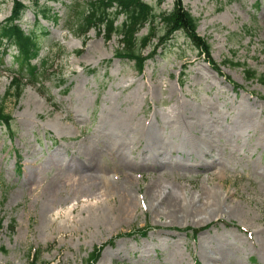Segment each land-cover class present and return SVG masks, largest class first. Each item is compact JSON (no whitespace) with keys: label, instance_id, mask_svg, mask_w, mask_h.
Segmentation results:
<instances>
[{"label":"rangeland","instance_id":"374dc122","mask_svg":"<svg viewBox=\"0 0 264 264\" xmlns=\"http://www.w3.org/2000/svg\"><path fill=\"white\" fill-rule=\"evenodd\" d=\"M23 1L20 25L40 38L34 64L45 75L18 101L5 99L17 53L0 51V105L14 120L11 134L0 126V264H32L39 251L38 264H86L97 248L94 264H264V86L233 65L264 76V0H184L224 77L183 33L140 74L115 57L121 37L92 30L84 45L66 29L68 8L89 0L47 4L58 21L40 25L34 0ZM12 9L0 0V24ZM178 112L186 127L176 125ZM144 120L160 141L157 158L148 143H131ZM194 125L211 158L197 152ZM107 178L139 199L133 213L108 214L124 201L104 193ZM161 189L196 206L218 196L234 213L156 214L150 192Z\"/></svg>","mask_w":264,"mask_h":264},{"label":"trees","instance_id":"16d2710c","mask_svg":"<svg viewBox=\"0 0 264 264\" xmlns=\"http://www.w3.org/2000/svg\"><path fill=\"white\" fill-rule=\"evenodd\" d=\"M59 0H34L33 7L38 12L36 24L41 21H55L58 16L52 9L46 6L48 3H56ZM167 0H157V5L152 6L145 0H89L80 4L75 2L73 7L68 8L66 29L75 37L82 38L85 45L88 41V33L97 31L98 35H103L106 41H111L114 36L121 37L122 49L115 57L126 59L134 63L138 73H143L147 61L157 55L158 49L166 46L170 39L177 33H183L193 44L199 55L205 58L210 67L223 76L221 65L212 57V47L209 42L198 35L200 20L195 18L183 5L184 0H173L171 10H161V6ZM240 0H229L230 3ZM44 2V6L40 3ZM29 8L23 0H13L11 16L0 24V51L8 53L15 50L14 61L17 70L12 72L13 77L9 88L5 94V99L18 101L27 84H42L44 70L40 65L34 64L39 57L40 38L37 33L26 32L20 25L22 18ZM123 18L122 23L117 25V21ZM148 27V34L140 37L141 31ZM157 40V43L154 40ZM152 48V52L145 56L143 51ZM232 61L225 60L226 66ZM235 66L244 67V74L247 81L257 80L264 86V76H258L257 72L247 68L246 64L235 63ZM227 80L236 90L242 87L233 82L229 77ZM13 118L6 113L4 105H0V126L5 127L11 134ZM0 221V229L2 228ZM145 236V233H142ZM101 249L97 248L89 257L86 264L97 262ZM40 251L34 255L32 264H38Z\"/></svg>","mask_w":264,"mask_h":264},{"label":"bare ground","instance_id":"6f19581e","mask_svg":"<svg viewBox=\"0 0 264 264\" xmlns=\"http://www.w3.org/2000/svg\"><path fill=\"white\" fill-rule=\"evenodd\" d=\"M177 123L176 125L178 127H186L187 122L184 120V115L181 112H178L176 114ZM194 132L197 137V143H198V150L204 158H211L210 153L208 150H210V143L203 138V134L198 133L197 131L200 130V127L194 125ZM134 136V142L138 145H141L143 143H148V146L154 150L155 157L157 158V154L159 152V146L158 143L160 142L158 138L154 135L151 122L148 120H144L138 128L131 131V143ZM170 142H172L170 140ZM174 143V142H173ZM183 145L182 140H177L174 143L175 147H179ZM208 145V146H207ZM157 147V148H156ZM193 154H188L187 160L192 159ZM183 159H185V156H183ZM206 173H208V169H204ZM209 174V173H208ZM106 179L107 184L104 187V193L109 196H120L121 199H123L124 203L122 206H116L114 210L112 209L110 212H108L109 215L111 214H118L123 213V215L133 213L136 209L135 205L137 202H139V199L134 197L131 193L128 194L126 191L123 190V188L120 185L112 184V180ZM151 196L150 199L152 200V210L156 214H160L165 212L168 215H171L172 217H175L174 219H188L192 216H202L207 215L208 217L211 216H219L222 214H232L234 211L230 207H225L222 204L221 199L218 196H212L208 200L207 204L196 206L194 204H185L183 201L179 200L180 198H177L173 194H171L170 191L165 192L164 190H159L157 193L154 191L150 192ZM173 195V196H172ZM203 199V196L202 198ZM157 202L158 205L155 204ZM75 211V210H73Z\"/></svg>","mask_w":264,"mask_h":264}]
</instances>
